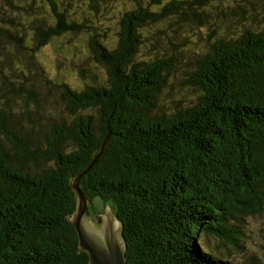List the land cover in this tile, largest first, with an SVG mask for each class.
<instances>
[{
    "label": "trees",
    "instance_id": "trees-1",
    "mask_svg": "<svg viewBox=\"0 0 264 264\" xmlns=\"http://www.w3.org/2000/svg\"><path fill=\"white\" fill-rule=\"evenodd\" d=\"M40 2L0 1V264H89L71 182L105 142L78 187L111 204L126 264H233L199 237L239 247L264 209V0ZM64 36L78 87L40 59Z\"/></svg>",
    "mask_w": 264,
    "mask_h": 264
},
{
    "label": "rangeland",
    "instance_id": "rangeland-1",
    "mask_svg": "<svg viewBox=\"0 0 264 264\" xmlns=\"http://www.w3.org/2000/svg\"><path fill=\"white\" fill-rule=\"evenodd\" d=\"M2 1V0H0ZM19 4L20 2H26L36 6L38 4H42L40 0H11ZM5 3V2H3ZM74 3V2H73ZM75 3H77L75 1ZM124 6H120L119 4L116 6L115 10L112 12H106L103 9L99 15L94 18V22L98 26V33L103 35V31L105 27L110 26L111 31L114 32L115 28L113 24L116 23L120 12L124 10ZM70 11L74 13V8L70 7ZM112 20H114L112 22ZM116 25V24H115ZM108 37L100 36L99 39ZM172 39V38H171ZM192 39V38H191ZM173 42L177 45L179 50L185 53V57H189V52L193 50L195 53L200 51L201 46H197V44L190 45L188 43L182 44L172 39ZM195 41L194 39H192ZM84 45V43L78 39V37H69L64 36L62 38L53 40L47 46L43 47L40 55V59L42 63L46 66L49 73L52 76H57L60 79L68 82V84L72 87L80 86V80L77 75L71 71L62 72L58 70V66L62 65H70L74 66L72 63L71 53L77 51V45ZM85 48V47H84ZM86 51V50H85ZM84 51V52H85ZM84 54V53H83ZM85 55V54H84ZM83 55V56H84ZM76 57H74V60ZM185 93L186 90L182 89ZM76 179L72 180L75 182ZM71 182V186H72ZM73 189V187H72ZM87 205L86 213L88 215H105L109 214L111 216H115L114 209L111 207L109 203H103L99 198L94 199L92 202H89ZM242 232L244 236L239 240L240 246L237 247L233 244L224 243L221 240L213 237L200 236L199 242L206 249H210L213 252L219 254L223 259L231 261L233 264H264V209L256 214L255 216L248 217L246 219L245 224L242 226Z\"/></svg>",
    "mask_w": 264,
    "mask_h": 264
},
{
    "label": "water",
    "instance_id": "water-1",
    "mask_svg": "<svg viewBox=\"0 0 264 264\" xmlns=\"http://www.w3.org/2000/svg\"><path fill=\"white\" fill-rule=\"evenodd\" d=\"M105 143L89 168L72 182L77 200L76 209L68 220L77 232L80 252L88 255L89 264H126V243L121 236L120 221L116 216L109 214L88 215L86 213L88 199L78 187L82 176L90 170L103 152Z\"/></svg>",
    "mask_w": 264,
    "mask_h": 264
}]
</instances>
